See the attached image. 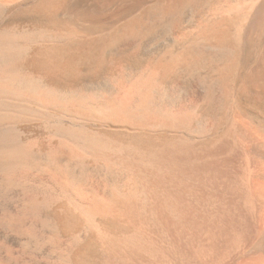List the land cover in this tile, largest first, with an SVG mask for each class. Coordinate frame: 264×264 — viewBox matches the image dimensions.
<instances>
[{
    "label": "bare ground",
    "instance_id": "bare-ground-1",
    "mask_svg": "<svg viewBox=\"0 0 264 264\" xmlns=\"http://www.w3.org/2000/svg\"><path fill=\"white\" fill-rule=\"evenodd\" d=\"M88 1L40 0L47 27L0 33V264H264V0ZM152 3L215 13L216 24L198 22L203 43L176 58L221 60L208 104L168 83L175 58L126 66L102 90L24 72L34 43H52L44 64L94 60L102 33ZM29 120L60 145L24 140Z\"/></svg>",
    "mask_w": 264,
    "mask_h": 264
},
{
    "label": "rangeland",
    "instance_id": "rangeland-1",
    "mask_svg": "<svg viewBox=\"0 0 264 264\" xmlns=\"http://www.w3.org/2000/svg\"><path fill=\"white\" fill-rule=\"evenodd\" d=\"M39 1L40 0H15L14 2L8 3V5L5 6L6 8L3 7V10H0V33L7 31L38 33L43 28L47 27L45 17L34 11L35 4ZM94 1L95 0H89L87 3L93 4ZM205 5L200 6L199 10L195 8L197 10L196 12L194 7L192 8L190 4L186 3L183 6L184 8L181 7L177 11L165 13L160 9L157 3H152L146 7L141 17H135L140 18L138 32L134 30L129 31L131 23L136 21L135 18H132L124 21V23L116 26L114 29L102 33L100 36L105 37L108 41L106 46L103 47L104 49L95 56L94 60L90 62L79 61L72 70L41 62L40 56L42 51L49 48L48 46H51L52 43H34L25 56L23 70L25 73L40 78L45 83L47 82V84L60 87L63 90L72 89L73 87H82V85L88 86L89 84L91 86L93 84L98 85L102 90L105 86L107 87L104 81H110L112 78L120 75L123 73L122 71L125 69L127 70V67L128 69H131V67L135 69L138 67L139 69V67L144 68L148 66L147 64L161 60L172 62L175 58L174 60L176 61L174 62L173 60L172 62L173 64L175 63L173 65V70L169 72L167 77L168 83H170L171 86L174 85L173 87L175 88L177 87L178 95L180 92H184V94L180 93V96L186 97L191 102H196L204 106L210 102L207 94L208 87L211 86L212 77L217 70L220 69L221 60L219 58L209 59L204 65L200 64L196 71H191L188 69H192L193 67H183L184 60L177 59L192 51V48L198 46V43H203V39H201L203 37H201V35L203 34L198 28L199 21L205 20L211 22L213 25L216 24L217 19H215V13H211V11L209 13L210 7H208L207 4ZM154 8H156L157 11L152 16L150 12H152ZM169 24V35L172 40L161 47V49L150 50L157 39L166 36V33L162 30ZM236 33L237 29L235 26L229 37L232 40H236ZM162 34L164 36H162ZM92 38H94V36H92ZM84 39H90V37H85ZM214 59L216 60V64ZM213 60L214 62H212ZM177 61L179 62L177 63ZM249 67L248 65L242 68L240 74H246ZM237 88L244 95H249L241 81L237 82ZM249 106L250 105H247V107ZM213 108H216V106ZM97 125L100 124L95 125L97 129L104 128L103 125ZM19 130L22 132L21 134L24 140L36 142L37 145L45 151L56 149L60 145V143H58L59 139L52 133L50 127L40 120L21 122L19 124Z\"/></svg>",
    "mask_w": 264,
    "mask_h": 264
},
{
    "label": "water",
    "instance_id": "water-1",
    "mask_svg": "<svg viewBox=\"0 0 264 264\" xmlns=\"http://www.w3.org/2000/svg\"><path fill=\"white\" fill-rule=\"evenodd\" d=\"M156 11H157V9L154 8V10L152 12H150V14L153 16L156 13ZM162 31L164 33H166V36L157 39L156 42H155V44L150 48V50H152V49H161V47L165 46L166 43L168 44L172 40L171 37H170V35H169L170 34V24L168 26H165ZM200 64H203V63H195V65L193 66V68L192 69H188V70L196 71L198 69V67L200 66ZM181 93L184 94V92H181Z\"/></svg>",
    "mask_w": 264,
    "mask_h": 264
}]
</instances>
